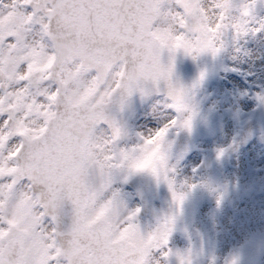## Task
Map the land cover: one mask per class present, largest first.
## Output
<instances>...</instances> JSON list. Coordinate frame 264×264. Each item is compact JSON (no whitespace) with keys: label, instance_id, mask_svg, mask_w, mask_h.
I'll use <instances>...</instances> for the list:
<instances>
[{"label":"snow or ice","instance_id":"6c2138e0","mask_svg":"<svg viewBox=\"0 0 264 264\" xmlns=\"http://www.w3.org/2000/svg\"><path fill=\"white\" fill-rule=\"evenodd\" d=\"M230 8V0H0V264H145L167 241L174 216L145 235L139 209L122 216L116 194L105 196L112 170L137 147H112L120 129L105 106L141 81H170L177 50L216 53L226 29L247 32L252 4L237 16ZM101 121L111 138L95 133ZM190 123L173 118L142 137L156 148L130 170L168 181L177 209L184 193L161 176L156 153L168 127Z\"/></svg>","mask_w":264,"mask_h":264},{"label":"rangeland","instance_id":"374dc122","mask_svg":"<svg viewBox=\"0 0 264 264\" xmlns=\"http://www.w3.org/2000/svg\"><path fill=\"white\" fill-rule=\"evenodd\" d=\"M218 61H215L207 70L210 75L205 80V84L203 85V81L186 101L188 111L185 114L190 113L192 131L196 134L192 150L187 154L177 153L174 150V138L181 127L172 125L166 131V175L172 183V189L184 193V199L179 209L173 203L172 190L169 188L168 181L163 178L159 179L162 182V189H165L164 195L170 206L173 207L172 215L179 220L181 225L180 230L170 237L166 245H160L149 250L145 264H164L166 258L164 253H167V250L172 260L171 264H179L181 258L185 261V264H212L214 260L218 259L219 255L217 256L214 250L206 251L207 254H205L200 248H203V246L199 245L200 241L198 239L202 231L199 229L198 224L203 216L193 209L191 202L195 203V199L197 201V191L206 178L207 168L209 166L216 168L217 156L233 140L242 124L252 117L236 115L239 111L249 113L257 108L255 102L250 99L249 94L251 93L249 90L238 91L240 90L239 87L230 89L229 86L224 84H213L220 79L218 75L221 73V68ZM211 84L213 85L210 86ZM238 92L249 94L244 101L242 100L237 107H234L230 97ZM254 93L260 92L254 91ZM171 105V102L162 96L144 98L134 95L124 103V109L117 122L120 133L118 138L112 141V147L117 152L121 149L127 150L139 143L142 137H146L165 127V125H169L173 118H177L176 109ZM141 116L147 119L159 117L161 120L148 128L150 132L143 133L140 129L138 130L139 123L137 124V120ZM94 131L98 136L111 138L106 126L103 124L96 126ZM202 158L205 160L206 169L204 172L196 171V166ZM239 164L243 165L244 168L237 170L235 177L255 182L254 187L260 191L253 199L254 210H257V215L254 216L253 220L254 222L260 220L258 214H262V220H264V145L254 139L247 147L240 148L231 157L230 166H239ZM230 166L220 170L221 179L231 177ZM135 172L122 168L113 169L110 175V183L105 190V196L115 193L119 202L127 194L130 195L131 192L128 188L121 185V179ZM122 209L124 210V208ZM129 211H132V209L127 208L123 216H126ZM204 224H206V221H204ZM262 225L264 227L263 222ZM209 233L211 232L207 231L205 236H208ZM241 238H244V241ZM241 238L235 236V240L226 248V251L219 252V258L229 257L230 259L235 251L244 249L240 254H236L239 255L237 258H241V260L251 259L257 261V264H264V228L253 229V232L242 235ZM201 243L205 244V241H201ZM206 255L208 256L205 257ZM204 258L207 260H204ZM211 258L212 261H210ZM215 264H218V261Z\"/></svg>","mask_w":264,"mask_h":264},{"label":"flooded vegetation","instance_id":"af4514ba","mask_svg":"<svg viewBox=\"0 0 264 264\" xmlns=\"http://www.w3.org/2000/svg\"><path fill=\"white\" fill-rule=\"evenodd\" d=\"M230 3L232 4V8L229 9V15L231 16L239 14V6L241 4H252L251 15L247 18L249 27L247 32L236 34L233 30L226 29L221 36L222 45L216 53L205 51L190 55L183 50L177 51L185 59L187 71L196 84L195 90L200 87L203 81V85L205 84V80L210 75L207 70L215 61L219 60L221 73L218 76L220 79L213 84H224L229 86L230 89L239 87L240 90L238 91L249 90L251 93H248L251 97L250 99L257 106L255 111L249 113L239 111L236 116H264V0H230ZM252 29L258 30L253 31ZM254 91H259L260 93H254ZM248 94L242 92L232 94L230 99L233 106L237 107L238 103L248 97ZM227 166H230V164ZM226 167L216 166L214 169L216 179L214 181L208 179L209 168H207L206 178L202 181L197 191V201L195 199V203L191 202L193 209L203 216V219L198 224L199 229L202 231L198 240L200 241L199 245L203 246L204 249L200 248L205 254H207L206 251L214 250L217 256H220L219 252L226 251V248L232 244L237 234H250L253 229L264 228L261 222L263 221L262 214H258L260 215L258 222L253 220L254 216L257 215V210H254L253 199L260 193L254 187L256 183L250 182L245 178L238 179L235 177V172L237 173V170L244 168L240 164L239 166H230V178L221 179L219 172ZM205 169L204 167L198 171L204 172ZM139 173L148 172L136 171L132 176ZM130 177L121 182V185L128 188L131 194H127L125 198L119 201L120 213L123 216L127 208L132 210L139 209L135 222L141 233L145 234L151 232L164 216L172 215L173 207L170 206L164 195L165 189H162V182L159 178L135 179L134 184L136 187L132 189L126 184ZM155 183L158 184V196L155 195L153 189ZM135 188H138L139 193ZM141 210L142 212L147 210L148 213H141ZM204 221H206V224H204ZM180 225L179 220L174 218L167 241L160 245H166L170 237L180 230ZM207 231L211 233L205 236ZM241 239L244 241V238ZM223 240H226V242ZM201 241H205V244L201 243ZM222 243L223 249H221ZM243 250L235 251L230 259L229 257L219 258L218 256V259L214 260L212 264L217 263V261L218 264H233L235 262L257 264V261L255 262L251 259L241 260V258H237L239 255L236 254H240ZM168 256L170 255L166 256L164 264H171L172 260L168 259ZM204 260L207 259L204 258ZM212 260L211 258L210 261Z\"/></svg>","mask_w":264,"mask_h":264},{"label":"water","instance_id":"95a60500","mask_svg":"<svg viewBox=\"0 0 264 264\" xmlns=\"http://www.w3.org/2000/svg\"><path fill=\"white\" fill-rule=\"evenodd\" d=\"M162 60L165 64L169 62V54L167 53V51L163 53ZM171 63H172V70H171L169 79L173 84L179 85L181 88L184 89L185 99H186L188 95L190 94V92L194 89L195 84L187 74L186 67H185V61L180 53L178 52L174 53L171 59ZM163 87H164L163 81H160L158 86L156 87L150 86L149 89L146 91L133 90L130 94L126 95L123 99L119 97H114L112 101L108 105L105 106L106 116L108 117L109 120L114 122L116 125L117 117L122 110V105L124 101H126L127 99L131 98L132 96L138 93H142L144 96H147V97L154 95V94L166 95V92L163 90ZM101 123L105 124L108 127V130L110 131L111 136H112V129L109 127L108 123L105 121H101L99 124ZM257 133L259 134L257 135ZM262 136H264V117L263 118H253V119L248 120L242 126L240 130V134L238 135L240 140L231 143L227 147V149L218 157V163L220 165L228 164L231 155L235 153L240 148V146H244V147L247 146L248 143L254 137H256V139L259 142L264 143V139L261 138ZM194 139H195V136L191 132V124H190V128H183L180 131L179 135L177 136L175 140L176 150L182 153L189 152L193 146ZM210 179H214L213 172L210 173ZM133 182L134 181L132 180L130 184L136 187V185ZM135 189L139 193L138 188H135ZM153 189H154L155 195L158 196L156 183L154 184ZM145 212H147V210H145ZM237 264H244V263H237Z\"/></svg>","mask_w":264,"mask_h":264},{"label":"clouds","instance_id":"9594fccd","mask_svg":"<svg viewBox=\"0 0 264 264\" xmlns=\"http://www.w3.org/2000/svg\"><path fill=\"white\" fill-rule=\"evenodd\" d=\"M161 81H163V84H164L163 90L166 92L167 97L170 98L171 104H177L181 109L179 112L176 111L178 120L182 121L183 119L187 118L190 115V113L188 115L185 114L188 111V109L186 105L184 89L181 88L179 85L173 84L171 81H168V80H161ZM150 86L155 87L150 81H141L139 84L138 90L146 91L149 89ZM173 90L181 91L182 98L180 100L173 99V96L170 94ZM154 133L148 136L154 135ZM165 136H166V132L164 134V137L161 138V140L159 141L160 146L157 149V153H156L157 156L164 157L162 161L157 160V169L160 172L161 176L163 175L165 171H167L166 157H165V151H166ZM261 138L264 139V136H262ZM136 146L137 147L135 148L134 151H130L129 157L126 163H124L122 167H118V168H122V169L130 171L134 165L139 164L141 161H143L149 155V153H151L153 149L156 148V145L145 143L142 140L139 143H137ZM139 171L151 173L150 170L147 168L140 169ZM176 191H179V190H176ZM164 217L161 219V221L164 219ZM148 233H145V235H147Z\"/></svg>","mask_w":264,"mask_h":264},{"label":"bare ground","instance_id":"6f19581e","mask_svg":"<svg viewBox=\"0 0 264 264\" xmlns=\"http://www.w3.org/2000/svg\"><path fill=\"white\" fill-rule=\"evenodd\" d=\"M160 120L161 119L159 117H156V119H147V118H144V117L141 116L137 120V124L139 123L138 130L140 129L143 133L150 132L148 128H150L152 126V124L157 123V121H160ZM242 235L243 234H237L236 237L237 238H241ZM223 241L226 242V240H223ZM223 248H224V246H223V243H222L221 244V249H223Z\"/></svg>","mask_w":264,"mask_h":264}]
</instances>
